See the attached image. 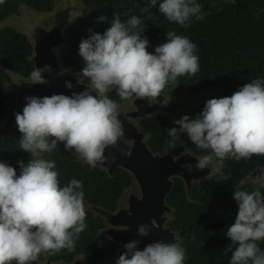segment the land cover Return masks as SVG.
I'll use <instances>...</instances> for the list:
<instances>
[{"label":"clouds","instance_id":"obj_1","mask_svg":"<svg viewBox=\"0 0 264 264\" xmlns=\"http://www.w3.org/2000/svg\"><path fill=\"white\" fill-rule=\"evenodd\" d=\"M4 3L0 0V5ZM156 4L157 0H147L141 11L150 13ZM159 12L185 28L193 17L201 20L206 15L197 0H162ZM146 27L140 16L122 21L115 15L103 33L90 29L92 34L79 44L85 66L76 74L80 84L89 81L84 90L71 96L25 97L27 103L15 114V122L21 134L19 149L32 158L27 163L17 161L19 174L0 161V264H32L41 253L71 252L87 227L82 181L73 178L61 186L56 162L45 159V153L63 143L66 151H74L89 166L105 165V150L115 147L124 135L120 106L110 92L115 91L121 100L135 97L154 104L166 88L174 90L179 85V77L193 78L199 72L197 45L189 37L168 30L167 41L150 52L147 36L141 35ZM45 71H51L49 65L35 67L26 82L49 83L42 75ZM162 103L167 105L169 99ZM174 123L179 127L168 130L170 148L187 134L197 149L208 152L196 157V169L210 167L214 158L222 163L264 156V79H253L230 96L211 98L194 119L185 114ZM120 151L132 154L130 147ZM182 167L191 172L193 165ZM214 171L223 176L219 168ZM254 185L252 190L237 188L233 193L238 211L226 232L231 241L225 250L232 252L229 264H264V249L258 244L264 241V171ZM150 231L145 224L137 230L141 236ZM138 243L125 244L127 251L115 264H184L186 259L185 249L177 242L157 241L142 250Z\"/></svg>","mask_w":264,"mask_h":264},{"label":"trees","instance_id":"obj_2","mask_svg":"<svg viewBox=\"0 0 264 264\" xmlns=\"http://www.w3.org/2000/svg\"><path fill=\"white\" fill-rule=\"evenodd\" d=\"M81 2L87 13L76 18L66 28L65 39L68 47L61 52L64 63L71 65L75 74L85 66L79 55V44L82 39L92 34L90 29L103 33L111 26L115 15H119L122 21L137 15L147 25L141 35L147 36L149 40L148 51L154 52L155 46L167 41L168 30L189 37L197 45L199 72L193 78L179 77V85L174 90L171 87L166 88L164 93L179 94L186 89L201 91L213 88L218 89L214 97L220 98L230 96L253 79H264V0H197L206 15L201 20L193 17L190 26L186 28L169 22L159 12V3L162 0H157L150 13L141 11L147 0ZM20 4L35 11L47 12L53 9L54 0H5L0 5V19L16 13ZM100 16H105L107 20L98 21ZM31 53V44L25 36L11 29L0 30V120L9 103L8 98L1 97L2 86L8 79L6 70L30 76L33 70V64L29 60ZM83 82L89 83L87 79ZM109 96L117 103L121 101L115 91L110 92ZM201 111L192 109L186 114L194 119ZM16 113L9 115L5 124L0 127V161L15 167L19 174L17 161L23 159L27 163L32 157L19 149L21 134L15 122ZM174 122L162 115L140 122L142 130L151 136L147 144L154 153H170L175 156L184 152L208 154L197 149L187 134H182L177 146L170 148L167 143L171 139L168 130L179 127ZM44 158L56 162L61 186H65L73 178L81 180L85 202L109 211L116 209L119 196L131 185L130 176L125 169L117 168L110 176L99 166L93 168L78 161L76 153L66 151L63 143L52 153H45ZM215 161L220 165L223 176L216 173L211 179L195 183L192 186L194 202H189L186 198L185 185L180 178L174 179V185L166 198L167 203L175 209L174 220L169 225L183 238L181 246L186 253L184 264H229L232 252L225 250L231 241L226 232L227 227L234 223L238 211L233 193L237 188L252 190L256 186L254 182L242 187L239 184L255 169L256 164L264 166V156H253L247 161ZM224 177L227 179L224 180ZM86 212L87 227L76 242L75 249L71 252L63 249L52 255L47 254L51 260L62 259L70 262L77 253H81L86 256L89 264H100L114 252L117 246L106 236L98 235V231L104 226L103 220L94 217L90 211ZM258 244L264 249V241H259ZM44 254L46 253H41L39 258Z\"/></svg>","mask_w":264,"mask_h":264},{"label":"water","instance_id":"obj_3","mask_svg":"<svg viewBox=\"0 0 264 264\" xmlns=\"http://www.w3.org/2000/svg\"><path fill=\"white\" fill-rule=\"evenodd\" d=\"M56 1L57 0H54V4ZM63 3L68 5L66 8L67 9L66 16L68 17V19H66V21L62 23V25H57L55 27V30H53L50 33V35H48V38L46 36H43L41 40L39 39L38 41L34 42L32 41L33 36L30 34L31 31L29 29L28 31L30 33L25 28H22L23 30L22 29L16 30L11 26H5V25L0 26V29L6 27L12 28L13 30L22 34L28 39L32 47V53L29 56V60L33 64V67L38 66L36 57H38L39 55L42 56L44 53L54 54V49L58 47L59 43L61 41L63 42L64 40H66L65 39L66 28L71 26L76 18H79L87 13V9H85V6L83 5V2H81V0H63ZM23 8H26L30 11L33 10L23 4H20L17 9V12H21ZM76 8L79 9L76 11L75 10ZM33 11L39 14H45L49 12V11L39 12L35 10ZM12 15L6 16L4 19H7ZM64 25H66V27L64 28L63 34L61 36L60 34ZM67 46L68 44L66 45V47ZM6 73L9 77L14 79L15 82L17 81L21 82V80L30 77V76H23L21 74L12 72L10 70H6ZM59 73H61V70H58V72L55 74V82L53 83V87H55L59 92L54 94L62 93L71 96L73 93H79L83 91L85 86L87 85L84 82L83 84H80L78 82V79L74 78L71 75V69L63 71L62 75H60ZM62 79H63V85L61 83ZM69 85L71 87H69ZM3 87L4 85L2 86L1 97H7L4 94L5 91L3 92ZM207 90L210 91L209 95L211 98H213L218 92V89L206 88L201 91H196V93H201ZM43 91H44L43 88H39V92H41L40 97L50 96L49 93ZM190 91L191 90L186 89L179 94L163 93L160 97H158L157 103L163 105L162 101L166 97L169 99V103L167 105H173L177 109V112L173 114L166 113L165 110H163L161 112V114H163L162 116L168 118L171 121H176L180 119L181 118L180 115L184 114L182 111L183 106L189 103V98L187 95L189 94ZM28 92H31V90L28 89ZM93 94L95 95V93ZM180 97H184V98L182 100H179ZM139 100L140 99H136L135 97H132L128 100H121V102L118 103L120 106L119 111L121 113L119 119L122 122L124 135L118 141V144L115 147L110 146L105 150V156L108 158L107 161L105 162V165H101V166L98 165L102 170H105V172L110 176L113 175L114 171L117 168L125 169L130 176L131 185L129 187H126L119 196L117 200V207L114 211L106 210L101 206H96L87 201L85 202L86 211L92 212L94 217H99L103 220L104 226L98 231V235H102V236L107 235L106 237L109 238L115 244L119 240L124 246L125 244L133 240H137L139 241L137 247L141 250L147 244L155 243L157 241H162L166 243L177 242L181 245L183 241L182 236L178 231L173 230L169 225L170 222L174 220L175 209L172 208L167 203L166 198L174 185V178H180L184 182V178L188 177L187 169L183 168L182 165L192 161L190 155H188L191 153L184 152L179 156H175V155H171L170 153H154L149 148L147 142L149 141L151 136L142 130V127L140 126L139 123V121L141 120L138 121V125H135L132 122V120L136 118L138 119L146 118L144 120H147L153 116H159L160 111L156 109L157 103L153 104V106H151L150 109L147 110L140 104ZM143 101L149 102L147 99H144ZM125 104L127 109L125 108ZM167 105H163V106L166 107ZM16 112L12 113L8 109H6L3 118L0 120V127L5 124L9 115L14 114ZM152 114L154 115L152 116ZM172 116H177V118H173ZM125 143L127 144L132 143L131 144L132 147L126 145ZM129 147L132 153L131 156L123 155L120 149H127ZM113 156L115 157L114 161L112 160ZM169 156L181 157V159L179 160L178 163L172 165L169 164L166 159ZM77 160L82 163H86L80 158H78ZM255 169L258 170L260 174L261 171H264V166H261L260 164H256ZM255 169L253 171H255ZM182 170L185 171L186 175L183 173ZM251 172H249V174ZM244 179L240 182L239 187H242L243 185L250 183V182H245ZM134 182L139 185L141 195L140 196L138 194L130 195L127 201L128 208L126 209L125 200L128 195L126 194V192L128 189H132V187L134 186L133 184ZM185 192H186V188H185ZM186 198L188 199L189 202H194L192 199V188L189 193L186 192ZM129 211L132 213V215H129ZM162 212L164 213L170 212L172 214V218L168 222V225H166L167 220L164 217V214L163 216H161ZM141 224H145L150 227L151 231L149 235L141 236L138 234L137 230ZM103 233H105L106 235H104ZM117 250L118 247L114 250L112 254L105 257L100 264H105L106 259L114 255ZM126 251L127 249L125 247L122 248L123 253ZM13 264H16V262L13 261ZM32 264H89V263L84 254L77 253L74 256L73 260L70 262H67L62 259L54 261L51 260L47 254H44L42 258H38V261L32 262Z\"/></svg>","mask_w":264,"mask_h":264},{"label":"rangeland","instance_id":"obj_4","mask_svg":"<svg viewBox=\"0 0 264 264\" xmlns=\"http://www.w3.org/2000/svg\"><path fill=\"white\" fill-rule=\"evenodd\" d=\"M67 6H68L67 4L63 3V0H57L54 4L53 9L51 11H49L48 13H45V14L35 13L33 10L30 11L26 8H23V10L21 12H17V13H15V15L13 14L12 16H10L7 19H4L5 17L0 19V26H3V25L11 26V27L15 28L16 30L25 28L28 31V29H29L31 31V33L29 31L28 32L33 36L32 41L36 42L39 39L41 40L43 36H46L48 38V35H50V33L53 30H55V27L57 25H62V23H64L66 21V19H68V17L66 16ZM78 9L79 8H76L75 10L77 11ZM1 20H3V21H1ZM65 27H66V25L63 26V29H62L61 34H60L61 36L63 34V30ZM2 29L13 30L12 28H7V27L2 28ZM2 29H0V30H2ZM57 38H58V36H57ZM66 45H67V41L64 40L63 42L61 41L59 43V45L56 49H54V54H51L48 52L49 54L44 53L42 56L39 55L38 57H36V55H35L37 62H38V66L34 65L35 67L44 68L45 65L50 66L51 71H45L42 73V75L49 81V83H47V84H29L26 82L29 78L23 79V80H21V82L20 81L15 82L14 79H12L11 77L8 76V79L3 84L4 85L3 92L5 91L4 94L7 96L5 98H8L9 103H8L7 109L10 112L13 113V112H16V111L21 110V109L23 110V107L27 103V101L25 100L26 96L35 95V96L40 97L41 92H39V88H43L44 89L43 92L49 93L50 96L54 93L59 92L55 87H53V83L55 82V74L58 72V70L66 71L68 69H71V75L77 79V76H76L72 66L66 65L62 59L61 52H62V50L66 49L68 47V46L66 47ZM35 67H33V69ZM63 79L61 82L62 85H63ZM28 89H30L31 92H28ZM209 93H210L209 90L201 92V93H196V91L191 90L189 92V94L187 95L189 98V103L186 104L185 106H183L182 111L184 114H181L180 117L185 115L189 110L203 109L206 101L211 99ZM183 98L184 97H180L179 100H182ZM139 101H140V104L144 108H146L147 110L150 109L151 106H153V104H150L149 102H145L143 100H139ZM156 103H154V104H156ZM128 104H130V103H128ZM125 108H126V104H125ZM156 109L158 111H160L159 115H163V114H161V112L163 110H165V112L169 113V114H173V113L177 112V109L175 106L167 105L166 107H164L160 103L156 104ZM153 115L154 114H152V116ZM172 117L177 118V116H172ZM144 119H146V118H141V119L136 118V119H133L132 122L135 125H138V121L139 120L142 121ZM141 121H139V123ZM125 144L132 147V145H131L132 143H129V144L125 143ZM188 155H190V158L192 160L189 163H191L193 165V168H192L191 172H189L187 170L188 177L184 178L185 188H186L187 193L190 192L192 186L195 183H200V182H204L208 179H211L217 173L214 170L217 168H220V165L216 161L213 160L210 167L205 168L203 170L196 169L195 168V164L197 162L196 157H198V156H196L193 153L188 154ZM199 156H202V155H199ZM166 159H167L169 164L175 165L176 163L179 162L181 157L169 156ZM99 166H101V165H99ZM256 169H255V171L251 172L250 174H248L245 177V179H244L245 182L256 181V179L259 175V171ZM182 171L186 175L185 171L184 170H182ZM133 184H134V186L132 187V189H128L126 192V194H128L126 197V200H125L126 209L128 208V202L127 201H128V198L130 195H132V194H135V195L138 194L139 196L141 195L139 185L135 182ZM163 214L167 220L166 225H168V222L172 218V214L170 212H165V213L162 212L161 216H163ZM103 234L106 235L105 233H103ZM115 245L118 247V250L116 251V253L114 255H112L111 257L106 259L105 264H115L116 260L123 253L122 248H124V246L119 240L116 242Z\"/></svg>","mask_w":264,"mask_h":264},{"label":"flooded vegetation","instance_id":"obj_5","mask_svg":"<svg viewBox=\"0 0 264 264\" xmlns=\"http://www.w3.org/2000/svg\"><path fill=\"white\" fill-rule=\"evenodd\" d=\"M204 155H206V154H204ZM213 160L215 161V158Z\"/></svg>","mask_w":264,"mask_h":264}]
</instances>
